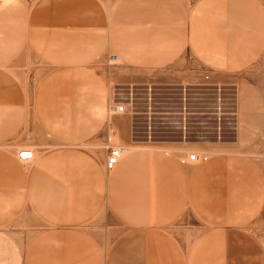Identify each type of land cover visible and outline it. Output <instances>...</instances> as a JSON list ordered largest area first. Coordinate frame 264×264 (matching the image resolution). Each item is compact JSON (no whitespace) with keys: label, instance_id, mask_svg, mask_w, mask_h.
Returning a JSON list of instances; mask_svg holds the SVG:
<instances>
[{"label":"rangeland","instance_id":"obj_1","mask_svg":"<svg viewBox=\"0 0 264 264\" xmlns=\"http://www.w3.org/2000/svg\"><path fill=\"white\" fill-rule=\"evenodd\" d=\"M163 1L0 0V77L2 68L15 69L26 99L25 122L20 105H0V250L14 264L35 251L52 221L60 229L90 223L92 231L104 215L114 221L106 198L111 148L182 156L226 146L246 127L264 130V0H170L168 9ZM163 20H186V30L176 22L167 31ZM222 36L230 50L253 39L260 70L215 72L188 52L167 66H137L127 57L133 44L135 58L150 59L183 44L220 46ZM38 93L54 105L36 112L29 100ZM120 105L124 112L115 110ZM43 118L56 125L52 132ZM24 149L34 161L19 159Z\"/></svg>","mask_w":264,"mask_h":264},{"label":"crops","instance_id":"obj_2","mask_svg":"<svg viewBox=\"0 0 264 264\" xmlns=\"http://www.w3.org/2000/svg\"><path fill=\"white\" fill-rule=\"evenodd\" d=\"M163 2L168 9L170 0ZM222 20H234L233 15ZM176 22L181 31L183 26L186 30V20H163L167 31ZM222 38L220 46L211 44L201 50L196 46L186 49L183 44L150 59L135 58L133 44L127 57L137 66H167L188 52L215 72L260 70L262 51L254 47L253 39L243 49L230 50L223 46ZM6 69L2 68L0 77V105H20L19 119L25 122L22 77L12 71L15 69ZM12 88L18 90L15 95L7 90ZM52 101L38 93L31 96L29 105H36L37 112L41 105H54ZM40 121L47 131L55 129L51 118ZM24 130L26 133V124ZM236 137L226 146L214 142L211 148L182 156L158 147H127L123 158L109 169L106 182L114 221H107L104 215L93 231L90 223L65 224L60 229L52 221L48 232L36 237L35 251L27 253L23 264H264V159L260 154L264 153V130L250 126ZM193 152L197 153L194 160L189 158ZM15 259L0 250V264H14Z\"/></svg>","mask_w":264,"mask_h":264},{"label":"built area","instance_id":"obj_3","mask_svg":"<svg viewBox=\"0 0 264 264\" xmlns=\"http://www.w3.org/2000/svg\"><path fill=\"white\" fill-rule=\"evenodd\" d=\"M115 110L117 112H124L125 111V106L120 105L116 106ZM32 151L31 149H24L19 153V159L24 162H28L32 159ZM124 153V149L122 147H116V148H111L110 153L107 158V167L108 169L114 168V166L119 162L121 156ZM190 159L194 160L196 158V154H191Z\"/></svg>","mask_w":264,"mask_h":264},{"label":"bare ground","instance_id":"obj_4","mask_svg":"<svg viewBox=\"0 0 264 264\" xmlns=\"http://www.w3.org/2000/svg\"><path fill=\"white\" fill-rule=\"evenodd\" d=\"M117 58V57H116ZM118 59V58H117ZM132 100V99H131ZM124 149V148H123ZM125 153H126V149H124V153H123V155L121 156V158H120V160L123 158V156L125 155ZM190 157V156H189ZM35 158H36V155H35V153H34V151H32V159L30 160V161H34L35 160ZM119 160V161H120ZM23 162V161H22Z\"/></svg>","mask_w":264,"mask_h":264}]
</instances>
